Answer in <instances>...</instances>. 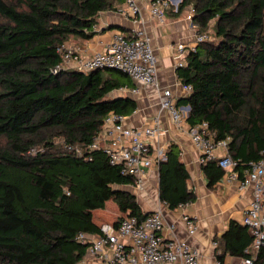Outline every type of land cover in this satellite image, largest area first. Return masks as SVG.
<instances>
[{
  "label": "trees",
  "instance_id": "obj_1",
  "mask_svg": "<svg viewBox=\"0 0 264 264\" xmlns=\"http://www.w3.org/2000/svg\"><path fill=\"white\" fill-rule=\"evenodd\" d=\"M125 0H0V264H79L97 235L94 211L116 203L121 215L144 218L136 196L125 187L135 180L111 165L103 150L78 156L101 133L111 113L130 116L134 99L113 94L131 86L118 70H54L58 48L69 40L96 35L102 12ZM190 4L183 0L177 14ZM193 22L207 32L215 20L216 39L198 46L177 69L192 92L177 101L189 107V128L203 123L244 174L264 151V0H197ZM204 30V31H203ZM63 144L58 146L57 140ZM209 186L224 176L217 160L202 164ZM159 197L171 210L192 204L189 173L180 149L171 144L158 163ZM217 259L245 258L253 238L231 221L216 239ZM255 264H264V252Z\"/></svg>",
  "mask_w": 264,
  "mask_h": 264
},
{
  "label": "built area",
  "instance_id": "obj_2",
  "mask_svg": "<svg viewBox=\"0 0 264 264\" xmlns=\"http://www.w3.org/2000/svg\"><path fill=\"white\" fill-rule=\"evenodd\" d=\"M182 2L183 0H150L149 12L159 23L164 24L168 9L172 8L177 12ZM124 4L132 15H139L140 8L136 0H125ZM195 14V6L189 5L185 18L193 26ZM95 29L94 26L93 30ZM210 40L209 32L196 31L193 41L178 43L174 48L176 68L183 67V60L195 53L200 44ZM58 52L62 63L54 70L55 73L60 69L84 73L105 68L118 70L138 85L132 88L123 86L115 92L137 95L143 87H154L160 94L161 109L169 113L173 123L179 129L186 123L189 109H180L173 92L161 86L154 48L144 30L135 29L130 35L117 32L105 50L90 55H86L80 46L67 43L60 46ZM183 88L188 94L192 92L190 85H183ZM125 119L126 116L111 113L94 141L86 147H76L74 151L78 156H83L87 151L103 150L109 157L110 164L119 167L123 175L132 177L135 180L132 186L142 189L147 171L153 164L167 158L165 148H153L150 143L151 140L162 136L165 129L161 126L159 117L153 120L152 125L143 128L128 127ZM188 132L194 146L201 153V165L216 159L228 182L239 179L242 188H252V200L242 220V224L253 237V242L247 249L252 255L242 258L238 264H255L256 255L260 251L264 252V151L259 161L246 164L241 177L235 170L239 161L229 154L227 141H216L207 123L188 127ZM219 148L226 149L225 154L217 155ZM187 205L183 204L178 208ZM183 221L189 234L194 235L198 228L197 223L187 213L183 215ZM164 226L161 210L154 211L144 218L126 215L117 225L114 222L102 223L96 236L81 233L79 240L89 243V253L100 257L103 264H199V251L187 240L174 236L176 226L170 227V237H166ZM217 264L222 263L217 261Z\"/></svg>",
  "mask_w": 264,
  "mask_h": 264
},
{
  "label": "crops",
  "instance_id": "obj_3",
  "mask_svg": "<svg viewBox=\"0 0 264 264\" xmlns=\"http://www.w3.org/2000/svg\"><path fill=\"white\" fill-rule=\"evenodd\" d=\"M136 1L140 8V13L136 17L130 13L125 4L119 6L117 11L102 12L99 15L97 25H95L97 33L92 39L69 40L67 44L80 46L86 55H90L96 51L105 50L117 32L130 35L135 29H142L151 39L161 86L170 89L177 97V101L186 98L189 94L184 90L177 75L174 48L178 43L193 41L195 32L198 31L196 25L193 26L185 18L186 9L177 14L172 8L168 9L166 13V22L161 24L149 12L150 0ZM183 62L186 64L187 59H184ZM129 81H131V86H129L131 88L138 85L130 78ZM113 95H124L134 99L137 103V110L132 115L126 116L125 124L128 127H147L152 125L156 117L160 118L165 133L151 140L150 143L153 148L162 147L165 150L171 144L179 147L181 160L189 173V188L197 194V200L184 208L171 210L166 207L159 197L158 164H153L147 171L142 189L132 185L125 187V189L136 196L142 212L152 213L161 210L166 237L172 236L170 227L175 225L174 236L180 240H187L193 248L199 251V264H217V245L215 246L214 243H217V238L219 239L224 235L231 221L242 224L245 210L252 200V188H242L239 179L228 182L225 176L209 186V178L205 175L199 162L201 153L191 140L187 122L181 129L173 123L169 113L161 109L160 94L154 87H143L137 95H132L129 92H115ZM186 107L184 105L179 106L180 109L187 110ZM225 152L226 149L224 148H219L216 151L217 155L225 154ZM185 213L198 226L196 233L192 236L183 221ZM119 214L121 215L118 209L116 217L109 219L94 211V221L98 225L113 223L120 216ZM240 260L241 258L230 255L225 258L226 264H238ZM79 264H103V261L98 256H92L88 251L84 260Z\"/></svg>",
  "mask_w": 264,
  "mask_h": 264
},
{
  "label": "rangeland",
  "instance_id": "obj_4",
  "mask_svg": "<svg viewBox=\"0 0 264 264\" xmlns=\"http://www.w3.org/2000/svg\"><path fill=\"white\" fill-rule=\"evenodd\" d=\"M197 0H190V4L189 5H194L196 4ZM214 25H215V20H212L209 24V27L207 30V32H209L210 36H211V41L215 40V30H214ZM204 31V30H203ZM56 143L58 144V146H61L60 144H63V141L61 139L57 140ZM5 141L4 139H0V145H4ZM96 213L99 215H102L104 218H109V219H114L118 213V208L117 205L115 204V202L113 201H109L106 205L105 209H100V210H96ZM120 215V214H119ZM117 220V218H116Z\"/></svg>",
  "mask_w": 264,
  "mask_h": 264
},
{
  "label": "water",
  "instance_id": "obj_5",
  "mask_svg": "<svg viewBox=\"0 0 264 264\" xmlns=\"http://www.w3.org/2000/svg\"><path fill=\"white\" fill-rule=\"evenodd\" d=\"M99 70H102V69H99ZM103 70H110V71H112V70H115V69H111V68H105V69H103ZM116 71V70H115ZM188 109H190L189 107H187Z\"/></svg>",
  "mask_w": 264,
  "mask_h": 264
}]
</instances>
